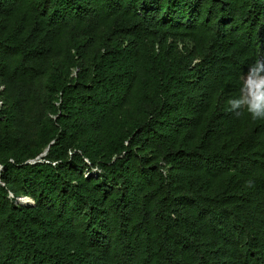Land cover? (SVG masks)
<instances>
[{"label": "trees", "instance_id": "1", "mask_svg": "<svg viewBox=\"0 0 264 264\" xmlns=\"http://www.w3.org/2000/svg\"><path fill=\"white\" fill-rule=\"evenodd\" d=\"M258 59L264 0H0V264H264Z\"/></svg>", "mask_w": 264, "mask_h": 264}, {"label": "clouds", "instance_id": "2", "mask_svg": "<svg viewBox=\"0 0 264 264\" xmlns=\"http://www.w3.org/2000/svg\"><path fill=\"white\" fill-rule=\"evenodd\" d=\"M228 110L236 117L244 114L264 121V59H258L244 74L240 94L228 102ZM251 186V182H248Z\"/></svg>", "mask_w": 264, "mask_h": 264}, {"label": "water", "instance_id": "3", "mask_svg": "<svg viewBox=\"0 0 264 264\" xmlns=\"http://www.w3.org/2000/svg\"><path fill=\"white\" fill-rule=\"evenodd\" d=\"M18 199L20 201H22L23 203H26L28 205H31V204L34 203V200L31 197H28V196L19 197Z\"/></svg>", "mask_w": 264, "mask_h": 264}]
</instances>
